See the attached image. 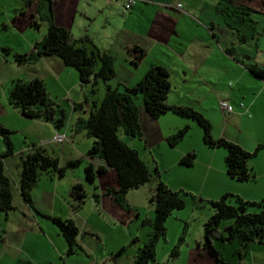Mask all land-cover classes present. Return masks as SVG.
<instances>
[{"label": "crops", "instance_id": "1", "mask_svg": "<svg viewBox=\"0 0 264 264\" xmlns=\"http://www.w3.org/2000/svg\"><path fill=\"white\" fill-rule=\"evenodd\" d=\"M20 1V4L14 6L15 15L11 17V22L16 21L19 24L17 25L19 30L35 25L32 27L37 30V34L32 37L25 36L26 42H22L17 47L0 43L8 48L5 52L7 54L0 53V65L2 68H12V71L7 70L0 80L8 88L15 78H41L48 96L51 99L52 96L57 98L52 100L63 109L64 121L56 126L50 120L23 116L8 102L7 89L0 87V123L11 128L9 118L15 116L14 119L19 121L17 124L19 127L15 126L13 130L22 133V143L18 139L17 146L12 144L19 152L28 151L30 145L34 143L44 147L48 154L56 156L58 165H63L75 158L81 161L73 167H67L62 175L52 171L43 172L30 190L31 205L22 199L18 190V181L16 183L14 178L10 180V188L17 189V194H12L11 191L14 203L11 208L4 211L6 220L10 222L0 224V264H18L20 258L29 259L33 264L48 262L52 264H134L136 249L143 244L150 232L148 220L151 216L145 215L140 220V225L144 223L149 225L148 228L143 229L142 236L135 234L131 240H128L130 232L127 229V223L131 221V215L134 214V218H139L140 214L138 205H135L137 203L129 200L136 195L141 196L143 190L136 192L137 189L148 183L144 188L143 197L146 199L153 191L154 183L149 179L138 187L128 189L126 192L128 208L120 206L113 199L109 189L117 188L116 171L106 165L100 157L87 155L86 150L91 144L92 137L87 136L80 126L74 129L76 118L84 116L88 108L77 71L67 68L72 66L64 64L56 54H36L38 45L35 46V43L46 31L47 0ZM142 1L139 3L136 0L131 7L124 9L125 0H50L51 18L55 24L68 29L72 36H87L98 50L108 55L113 68L115 56L119 55L123 63L129 59L127 61L129 65L124 66L125 70H128V74L122 81L124 85L134 84L150 64L165 66L170 81L165 101L169 104L194 107L188 101H183V98L190 99L188 88L193 86L197 89L199 86L201 89L206 88V94L215 96L219 86L224 82V78L229 77V71L235 64L237 73L233 74V77L240 80L243 75L257 82L262 81L245 65L255 63L263 67L264 56L255 54L252 57L248 53L250 47H246L242 42L253 37L254 23L257 22L253 14L264 12V0H210L212 4L202 0V3L205 2L204 5L212 6L215 12H218V9L222 10L218 18L212 16L210 9L202 14V7H198L194 14L192 3L190 4L188 0H185V3L184 0L180 1L185 5L184 11L181 7H175L174 0ZM118 12L122 15L120 16ZM241 12L247 14L245 18L248 22L240 20L237 25L229 20L230 14L241 19ZM98 16L101 21L98 20ZM99 24L101 26L98 27ZM134 45L142 49L141 55H137L139 50L137 52L130 50ZM237 49L245 59L244 61L234 57L235 62H233L232 52H237ZM13 53H31L33 58L19 63L13 59ZM129 56L132 57L129 58ZM132 58L134 61H130ZM64 73L67 75L66 79L63 77ZM92 98L93 95L90 94L88 99ZM247 104L252 106L251 101ZM140 113L141 119L146 122V115L142 110H139V115ZM171 113L173 112L166 111L156 117L158 119L155 120L156 122H150L149 136L142 131L143 142L140 145L132 139L127 140L119 136L125 143L137 149L139 156L147 161L145 158L148 157L146 155L142 157L143 153L141 155L139 146L143 151L148 148V151L152 152V148L156 146L166 151V147L170 145L166 141V136L181 124L194 123L191 119L188 120V117L179 121L173 116L175 114ZM204 114L211 120L209 115ZM55 133L63 135V139L53 140ZM215 134L212 132V136L225 137L247 150L253 149L258 142H264L263 138L253 144H246L241 139L225 133L224 128ZM149 140H152L150 144ZM26 141L30 142L27 146L24 145ZM2 149L3 143L0 138V152ZM210 149L207 157L200 161L202 174L199 199H215L224 192H232L245 200H258L264 196V149H259L248 160V166L254 176L246 180H238L226 173L222 159L225 151L220 150V146H210ZM152 154H148L149 158H152ZM87 163H90L93 169L98 166L103 168L102 171L94 173L92 181L85 177L84 165ZM5 170L9 172L8 167ZM163 181L171 186L170 181ZM74 183H79L83 189L84 196L81 201H78L70 192ZM149 202L152 205L150 200ZM250 208L254 207L250 206ZM210 212L211 210L209 214ZM41 213L71 219L77 227L76 240L81 248L69 255L64 254L66 247L64 238L58 228ZM175 217L178 215L176 214ZM166 230L165 227V233ZM251 242L253 241L245 245L237 242L239 247L237 246L234 251L237 256L231 262L241 260L246 263L244 256H247L246 252ZM131 243H134L131 263H126L123 258L121 259L120 253ZM196 245L199 246V244ZM121 247V251L115 254ZM238 250L241 252L238 253ZM189 256H194L193 249H190ZM250 256V262L258 264L252 250Z\"/></svg>", "mask_w": 264, "mask_h": 264}, {"label": "trees", "instance_id": "2", "mask_svg": "<svg viewBox=\"0 0 264 264\" xmlns=\"http://www.w3.org/2000/svg\"><path fill=\"white\" fill-rule=\"evenodd\" d=\"M37 2H39L37 0ZM48 12L45 14L47 21L46 31L42 38L35 43L38 45L36 54H56L64 64L72 66L77 71L81 87L84 88V101L88 102V108L84 116H79L74 122V129L80 126L87 136L92 137L87 155H96L103 159L106 165L114 168L117 175V188L109 189L113 199L122 207L128 208L126 192L130 188L138 187L155 175L154 188L149 195L152 202V215L148 220L150 232L143 244L136 249L133 263L146 264L154 261V245L158 239H164L165 220L174 209L184 205L179 189L170 188L164 181L159 179L155 165L150 170L146 161L143 160L137 149L125 143L119 136V131L127 136L141 137V129L138 121V109L132 99L133 93H141L142 104L150 117L171 111L182 117H188L197 123L202 130L201 138L209 146H221L225 149L223 161L228 175L246 180L254 176L248 160L259 149H264V142H258L253 149L247 150L238 143L222 136L211 135V123L209 119L198 109L189 105L169 104L165 101L170 88L168 71L161 64H150L142 76L132 85H123L122 89L111 87L106 80L114 70L108 55L98 50L87 36L74 37L63 26L52 21L50 0H47ZM242 19V18H241ZM6 52L8 48L1 46ZM132 51L142 49L134 45ZM134 57V56H133ZM33 58L31 53H13L16 62H26ZM134 61V58L130 59ZM245 67L254 75L264 81V66L255 63L246 64ZM98 80L103 81L104 91L99 100L88 99L94 92L93 84ZM10 104L28 118H43L50 120L58 126L64 121L63 109L58 107L48 96L44 83L39 77L29 79H13L6 94ZM189 127L184 123L172 133L166 136L168 144H175ZM9 129L0 123V138L3 149L0 152V210L6 211L12 207L10 179L5 172L3 157L12 152V142L9 137ZM194 152L187 151L182 154L178 162L191 164ZM81 159L68 160L63 165H58L57 157L46 152L40 144H32L29 150L19 158L18 190L22 199L32 204L30 190L36 179L47 171L62 175L67 167L77 165ZM101 166L92 168L90 163L84 165L86 179L92 181L95 172L102 171ZM70 192L81 201L84 193L79 183H74ZM186 193V192H185ZM211 212L204 220L201 233V245L212 258V264H246L238 260L231 262L226 260L212 244V239L237 241L245 245L250 241L264 240V196L258 200H245L232 192H224L215 199H206ZM253 206L254 208H250ZM47 217L57 228L65 240L64 254L69 255L81 248L76 240L77 227L71 219L61 218L56 215L41 213ZM229 221L220 229L221 220ZM177 237V242L181 239ZM177 242L171 248V255L177 253ZM119 248L115 254L120 252ZM241 251L238 250V253ZM18 264H33L29 259L20 258ZM46 264H52L50 262ZM155 264H163L155 262Z\"/></svg>", "mask_w": 264, "mask_h": 264}, {"label": "rangeland", "instance_id": "3", "mask_svg": "<svg viewBox=\"0 0 264 264\" xmlns=\"http://www.w3.org/2000/svg\"><path fill=\"white\" fill-rule=\"evenodd\" d=\"M139 3H142V0H137ZM176 1V0H174ZM181 1V0H177ZM190 4L192 3V7L194 9L193 13L196 14V10L198 7H202V14L203 12L207 11V9L212 10V16L216 18L220 17L221 9H218V12H215L212 6L204 5L205 2H209L210 0H206L202 3V0H188ZM20 0H0V43H8L12 46H19L22 42H26L25 36H35L37 34V30L32 27H25L24 29L19 30L17 25L18 23L11 22V17L15 15L14 6L20 4ZM185 3V0L183 1ZM183 2H180L181 9L185 8ZM202 3V4H201ZM212 4V3H211ZM191 6V5H190ZM201 10V8H200ZM17 11V10H16ZM187 13L188 10H187ZM121 16L122 13L118 12ZM245 13L241 12L242 19H238L236 16L230 14L229 20L234 21L235 24L238 25L240 20L243 22H248L247 18H245ZM257 22L254 23L255 29L252 32L251 38H248L247 41L242 42L243 45L246 47H250L248 53L250 55L255 56L258 54L260 56H264V12L262 13H254ZM185 17L187 15H184ZM17 17V16H16ZM98 20H100V16H98ZM101 21V20H100ZM40 22V20H37ZM97 22V20H96ZM16 23V24H15ZM101 24L98 25V27ZM243 26V23H242ZM238 27V26H236ZM77 33V32H74ZM256 36V37H255ZM249 44V45H248ZM2 44H0V53L7 54L1 49ZM263 54V55H262ZM10 55V53H9ZM232 60L235 62V58L244 61L245 59L242 57V54L237 49V52H232ZM132 56H129V58ZM235 57V58H234ZM129 61V59L127 60ZM122 62L119 55L115 56L114 60V73L106 83H109L111 87H117L118 89H122L123 87V79L128 74V70H125V64L129 63ZM226 64L227 61H226ZM27 66V65H24ZM227 66V65H226ZM71 68L74 72L76 70L74 67H67ZM234 68V69H233ZM12 71V68H2L0 65V78L7 70ZM237 65L232 67L229 71V77L224 78V82L218 88V93L214 95L206 94V88L198 89L196 87L188 88V97L189 100L183 98V101H188L191 103L196 109L203 110L204 113L209 115L211 118V130L215 133L217 131L222 130L224 128L225 133L235 138H239L246 144H253L254 142L259 141L260 139L264 138V82L262 81H255L248 76L243 77L240 80L233 77V74H236ZM26 71H28L26 67ZM6 77V76H5ZM65 79L67 75L64 73L63 76ZM62 77V78H63ZM238 81V82H237ZM119 82V84H118ZM0 87L6 88V84L0 80ZM94 92L92 93L93 98H101L103 91H104V83L101 80H98L96 83L93 84ZM52 99L57 100L54 96ZM98 99V100H99ZM132 99L137 106L138 109V121L140 124L141 133L144 132L145 135L149 136L148 131L150 130V122H156V117H150L143 108L142 104V96L141 93H133ZM97 100V99H96ZM220 101H227L231 106L232 110L230 112L223 111L220 106ZM241 101V102H239ZM252 106L246 103L250 102ZM243 103V104H242ZM63 105V104H62ZM243 105V106H242ZM242 106V107H240ZM139 110H142L143 114L146 115L147 121H143L141 119V113L139 115ZM202 112V113H203ZM203 113V114H204ZM170 114V113H168ZM173 114V113H171ZM175 114V113H174ZM205 115V114H204ZM179 121L186 119V117H181L178 114L173 115ZM15 116L13 118H9L11 120V128L9 129V137L11 139L12 144L17 146L18 139H23V135L20 131H14L13 127H19V121L15 120ZM209 119V118H208ZM188 120H190L188 118ZM183 124H181L182 126ZM180 127V126H179ZM175 131V130H174ZM211 132V135H212ZM201 127L197 123H192L189 125L186 132L183 136L173 145L167 146V150L164 151L160 147L156 146L152 148V152L148 151V148L144 151L141 150L139 146L140 153L142 157H148L146 163L151 170L152 167L155 165L159 179L168 180L172 189H179L180 196L184 200V205L179 209H174L171 211V215L165 221L166 233L165 238L158 239L154 245V261H148L146 264H155V262H161L163 264H212L213 260L206 252V250L201 246L199 240H201L202 236V222L208 216L211 207L209 204L199 199V189L201 187V174H202V167L200 165V161L205 159L209 153L210 146L207 145L201 138ZM119 135L126 138L127 140L132 139L137 145H140L143 142V137L139 138L136 136H127L119 131ZM213 137H216L214 136ZM149 139V137H148ZM140 140V141H139ZM152 140H149V144ZM30 142H25L24 145L27 146ZM12 145V152L5 155L3 157L4 162V169L6 167L9 168V172L6 174L9 176L10 180L12 178L15 179L16 183L19 177V167L18 162L21 155H24L25 152H19L17 147H13ZM147 146V145H146ZM220 150L225 149L220 146ZM187 151H193L194 157L191 164H185L178 162L179 157L186 153ZM147 153V154H144ZM152 158H149L148 154H151ZM223 159V158H222ZM18 168V169H17ZM10 173V174H9ZM154 183L155 175L150 177V181ZM148 182V181H147ZM148 184V183H145ZM140 187L137 189L136 192L143 190V194L141 196L136 195L132 200L135 201L138 205V209L140 210L139 218H134V214L131 215V221L127 223L128 231L130 232V237L128 240L136 234L142 236L143 229L148 228L149 225L143 224L140 225V220L145 215H152L153 207L149 202V195L146 199H144V188ZM12 187V185H11ZM12 194H17V189H12ZM186 192V193H185ZM13 196V195H12ZM131 199V198H130ZM11 203L13 205V199L11 198ZM18 205V204H17ZM19 206V205H18ZM125 208V207H124ZM148 209L150 211H148ZM5 212L0 210V224L8 223L9 220L5 218ZM178 217H175V215ZM129 219V218H128ZM228 219L221 220L219 227L220 229L228 222ZM125 227L124 225H122ZM126 229V228H125ZM1 230V229H0ZM181 235L182 240L180 239L177 242V237ZM177 242V253L176 255H171L170 251L173 245ZM237 239H233L232 241H223L221 239H212L213 246L218 249L221 255L225 259H229L230 261L235 260L237 254L235 248H237ZM134 243L129 244L123 250L121 254V259L123 258L126 263H131L130 259L132 256V249ZM196 244H199L197 246ZM239 247V246H238ZM190 249H193L194 256H189ZM249 250H247V256H244V259L247 264H252L251 261V250L257 260L258 264H264V240L263 241H253L249 243ZM222 251V252H221ZM188 252V256H187ZM234 254V257L232 255Z\"/></svg>", "mask_w": 264, "mask_h": 264}, {"label": "built area", "instance_id": "4", "mask_svg": "<svg viewBox=\"0 0 264 264\" xmlns=\"http://www.w3.org/2000/svg\"><path fill=\"white\" fill-rule=\"evenodd\" d=\"M135 1L136 0H125L124 9L131 7ZM174 5L176 8H180V6H181L180 2H178V1H175ZM219 106L225 112H230L232 110V106L227 101H220ZM63 137H64L63 135L55 133L53 135L52 139L55 141H60L63 139Z\"/></svg>", "mask_w": 264, "mask_h": 264}]
</instances>
